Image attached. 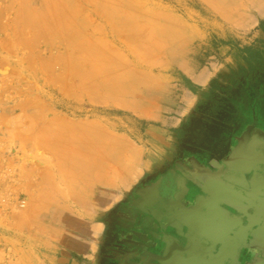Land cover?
Here are the masks:
<instances>
[{"label": "rangeland", "instance_id": "obj_1", "mask_svg": "<svg viewBox=\"0 0 264 264\" xmlns=\"http://www.w3.org/2000/svg\"><path fill=\"white\" fill-rule=\"evenodd\" d=\"M215 1L205 12L197 0H0V146L18 170L5 185L27 201L0 217V264H51V246L60 264L62 248L80 264L66 248L98 255L107 215L178 158L181 145L235 113H264V80L231 88L234 74L264 58V16H236L237 0ZM80 22L89 27L73 35L69 26ZM147 101V112L136 110ZM112 105L128 108L102 114ZM65 119L85 135L122 137L120 171L102 182L67 175Z\"/></svg>", "mask_w": 264, "mask_h": 264}, {"label": "flooded vegetation", "instance_id": "obj_2", "mask_svg": "<svg viewBox=\"0 0 264 264\" xmlns=\"http://www.w3.org/2000/svg\"><path fill=\"white\" fill-rule=\"evenodd\" d=\"M221 124L111 210L94 264H264V113Z\"/></svg>", "mask_w": 264, "mask_h": 264}, {"label": "bare ground", "instance_id": "obj_3", "mask_svg": "<svg viewBox=\"0 0 264 264\" xmlns=\"http://www.w3.org/2000/svg\"><path fill=\"white\" fill-rule=\"evenodd\" d=\"M92 1V0H91ZM215 0H197V2L200 4L201 9L205 12H207L209 10V8H211V4L212 2ZM216 2V1H215ZM203 5H205L203 7ZM220 5V4H218ZM43 6V5H42ZM221 7V5H220ZM236 8L239 7V11L233 12V15L236 16H240V10H244L245 12H247L249 15H259V16H264V0H237L236 1ZM76 9V8H75ZM47 11V10H46ZM54 13V12H53ZM55 15V14H54ZM90 15V14H89ZM121 16V15H120ZM89 17V16H88ZM219 17V16H218ZM221 17V16H220ZM123 18V17H122ZM56 19V18H55ZM90 19V18H89ZM92 20V19H90ZM222 20V19H221ZM225 21V20H224ZM57 22V21H56ZM69 22V21H68ZM71 22V21H70ZM74 22V20H73ZM108 22V21H107ZM57 24V23H56ZM54 25V24H53ZM55 26V25H54ZM68 27V25H67ZM71 33L73 35H80L82 31H84V29L89 27V24L80 22V23H75L72 24L71 26ZM94 28V27H93ZM57 29V28H56ZM96 28L93 29V32H95ZM98 30V29H97ZM96 30V32H97ZM58 31V30H57ZM89 31V30H88ZM59 32V31H58ZM99 33V31H98ZM71 34V35H72ZM101 34V33H100ZM140 36V35H139ZM61 37V36H60ZM134 38V37H133ZM155 39V38H154ZM84 40V39H83ZM89 40L91 41L92 39ZM94 40V39H93ZM89 42V46L93 47L94 44L93 42H96V39L94 41ZM100 40V39H99ZM106 40V39H103ZM100 41H98V44ZM82 43H84V41H82ZM104 46H106V43L104 44V42L102 43ZM77 44H74L73 47H77ZM102 45V46H103ZM86 46V45H85ZM87 44V47H89ZM98 47V45H96ZM100 46V45H99ZM100 46V49L101 47ZM112 47V46H111ZM78 48V47H77ZM86 48V47H84ZM96 48V47H95ZM105 48V47H102ZM107 48V49H106ZM106 50L109 51L110 49L106 46ZM109 49V50H108ZM81 50V54L83 52L82 49ZM89 51H90V47H89ZM88 53V49H86V51ZM83 52V56L80 54V56H82L83 58L87 57L86 53ZM94 52V51H93ZM140 55V54H139ZM93 58V57H92ZM95 58V56H94ZM143 58V57H142ZM88 59V58H87ZM99 59V58H98ZM96 59L95 61L98 62L99 60ZM92 63V60H89ZM87 61V62H89ZM94 61V60H93ZM68 62V61H67ZM82 64V63H81ZM94 65V63H92ZM99 64V63H98ZM100 65V64H99ZM180 67L184 68V65L182 66L181 64L179 65ZM92 67V66H90ZM97 68L96 63H95V69ZM100 68V67H99ZM98 68V69H99ZM94 70V69H93ZM137 71V70H136ZM95 72V71H94ZM99 72V71H98ZM67 81V80H66ZM138 102V106L141 104V102H143V100L140 98V100L137 101ZM136 107L131 106V108L136 109L138 106L135 103ZM134 105V106H135ZM149 102H144L142 104V106L138 107L136 110H143L140 111V113H144L148 111V108H150L149 106ZM142 107H146V109L142 108ZM121 108L122 111L126 110L128 108V106H119V105H112L109 107H104L102 109V114H111L110 111L113 112V110H117L118 112H120L121 110L119 109ZM130 108V109H131ZM132 110V109H131ZM94 112V111H92ZM139 112V111H138ZM135 112V113H138ZM98 113V112H97ZM99 114V113H98ZM101 114V115H102ZM105 116V115H104ZM100 121V120H99ZM95 123V121H94ZM62 124L65 126H70L71 127V134L70 135V139L69 140H65L62 148H60V150L62 149V153L65 150L66 152H68L70 154V157L66 158V162H67V166L65 169V172L67 173V175L70 176V174H78L79 173H83L85 175L84 178V182L87 180H96L97 182H102L103 180H105V178L111 173L114 172V170L119 169V167L117 168L116 165V152L118 151V149L120 148L119 143H121L122 141H124L122 139V137H120L118 134H112L110 131L108 130H102V131H97L95 134L93 135H85V133H83V128L81 129V124L80 123H73L68 119L62 120ZM103 124V123H102ZM83 125V124H82ZM97 126V124H96ZM99 126V125H98ZM61 134V133H60ZM59 134V135H60ZM49 135H56V134H49ZM58 137V135H57ZM57 137L55 136L54 138L57 139ZM60 137V136H59ZM58 137V139H59ZM51 140V144L50 147L52 149H55L54 147L59 146V145H55L57 144L52 143L53 140L55 139H51V137H49ZM57 139V140H58ZM61 142V141H60ZM63 142V141H62ZM60 144V143H59ZM68 146V149H66V147ZM58 148V147H57ZM58 149V151H60ZM129 150V149H125ZM132 150V149H131ZM61 152V151H60ZM129 153V151L127 152ZM126 154V153H125ZM127 155V154H126ZM126 161V160H125ZM125 163V162H124ZM119 166V165H118ZM122 166V165H120ZM61 170V169H60ZM120 171V169L118 170ZM61 173V172H60ZM82 174V175H83ZM112 174V173H111ZM83 179V178H81ZM82 181V180H80ZM58 183V182H57ZM77 183V182H76ZM109 185V184H108ZM39 186V184H38ZM40 188V187H39ZM53 189V188H52ZM33 190V189H32ZM31 194V193H30ZM29 194V195H30ZM33 202V201H31ZM29 211V210H28ZM32 211V210H31Z\"/></svg>", "mask_w": 264, "mask_h": 264}, {"label": "built area", "instance_id": "obj_4", "mask_svg": "<svg viewBox=\"0 0 264 264\" xmlns=\"http://www.w3.org/2000/svg\"><path fill=\"white\" fill-rule=\"evenodd\" d=\"M1 128L0 125V131ZM1 151L0 146V217L3 216L6 208L13 211L25 209L27 207V201L25 199L20 198L17 193L8 191L6 188L5 184L10 181L14 183L18 179V170L13 167V164L5 163Z\"/></svg>", "mask_w": 264, "mask_h": 264}, {"label": "crops", "instance_id": "obj_5", "mask_svg": "<svg viewBox=\"0 0 264 264\" xmlns=\"http://www.w3.org/2000/svg\"><path fill=\"white\" fill-rule=\"evenodd\" d=\"M235 151L237 152L238 150H235ZM160 181L161 182H158V183L154 184V186L152 188L147 187L146 189H143V188H138L139 186L137 188L141 190V195L148 194V192L150 194V191L151 192L154 191V194H156V195L158 194L159 195L160 194V191H161L160 190L161 184L164 183L163 180H160ZM168 181H169V179L166 180V182H168ZM51 245H52V243H51ZM55 247L56 246H54V247L51 246L50 247V250H48V252L45 254V259H46L47 262H50L51 264H60L61 262L58 263V260H59V257L58 256L60 254H59V251L56 252L57 250L55 249ZM66 249H67L66 253L70 250V253L72 255L74 254L75 255V258H77L76 256L82 257L84 259V260H82L83 261L82 264H94L95 261H96V259H97V257H98V255H96V256H93L92 258H90V257L87 256V254H85V252L83 250H79L78 248H66ZM61 251H62V253L65 252V250H63V248H62ZM54 253H56L57 256L54 255ZM62 253H61V255L63 257H66V258H64V260L65 259L67 260V264H80L81 263L79 261H76L72 256L69 255V253H67V255H64ZM170 259H171V257L168 258V261L169 262H170Z\"/></svg>", "mask_w": 264, "mask_h": 264}, {"label": "trees", "instance_id": "obj_6", "mask_svg": "<svg viewBox=\"0 0 264 264\" xmlns=\"http://www.w3.org/2000/svg\"><path fill=\"white\" fill-rule=\"evenodd\" d=\"M260 79L264 80V58L259 63L258 68L252 67L250 70H243L240 74H234L232 84L234 81L237 83L231 88L233 90L247 88L246 85L256 84ZM257 101L261 102V98L258 97Z\"/></svg>", "mask_w": 264, "mask_h": 264}, {"label": "water", "instance_id": "obj_7", "mask_svg": "<svg viewBox=\"0 0 264 264\" xmlns=\"http://www.w3.org/2000/svg\"><path fill=\"white\" fill-rule=\"evenodd\" d=\"M140 195H141V190L140 189H138V191H137Z\"/></svg>", "mask_w": 264, "mask_h": 264}]
</instances>
